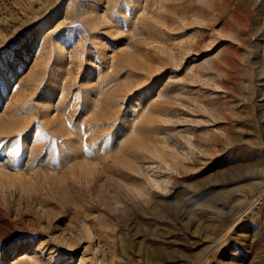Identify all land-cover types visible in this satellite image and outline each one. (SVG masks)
<instances>
[{
    "label": "rangeland",
    "instance_id": "obj_1",
    "mask_svg": "<svg viewBox=\"0 0 264 264\" xmlns=\"http://www.w3.org/2000/svg\"><path fill=\"white\" fill-rule=\"evenodd\" d=\"M221 1L0 0V264H264V0Z\"/></svg>",
    "mask_w": 264,
    "mask_h": 264
},
{
    "label": "bare ground",
    "instance_id": "obj_2",
    "mask_svg": "<svg viewBox=\"0 0 264 264\" xmlns=\"http://www.w3.org/2000/svg\"><path fill=\"white\" fill-rule=\"evenodd\" d=\"M221 1V0H220ZM222 2V1H221ZM221 5V4H220ZM217 7V6H216ZM217 9V13H221L220 12V9L216 8ZM222 10V9H221ZM223 16V15H222ZM221 18V17H220Z\"/></svg>",
    "mask_w": 264,
    "mask_h": 264
}]
</instances>
